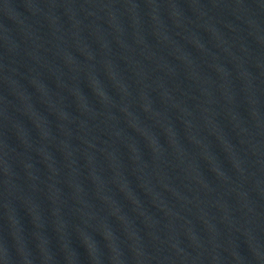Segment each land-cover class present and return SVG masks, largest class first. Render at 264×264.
Returning a JSON list of instances; mask_svg holds the SVG:
<instances>
[{
    "label": "water",
    "instance_id": "1",
    "mask_svg": "<svg viewBox=\"0 0 264 264\" xmlns=\"http://www.w3.org/2000/svg\"><path fill=\"white\" fill-rule=\"evenodd\" d=\"M0 264H264V0H0Z\"/></svg>",
    "mask_w": 264,
    "mask_h": 264
}]
</instances>
